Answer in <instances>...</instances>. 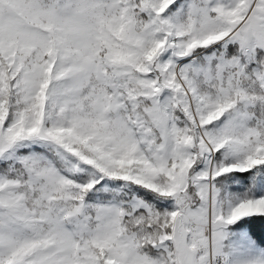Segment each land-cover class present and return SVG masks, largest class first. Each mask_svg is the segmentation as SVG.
<instances>
[{
  "label": "snow or ice",
  "instance_id": "snow-or-ice-1",
  "mask_svg": "<svg viewBox=\"0 0 264 264\" xmlns=\"http://www.w3.org/2000/svg\"><path fill=\"white\" fill-rule=\"evenodd\" d=\"M0 264H264V0H0Z\"/></svg>",
  "mask_w": 264,
  "mask_h": 264
}]
</instances>
